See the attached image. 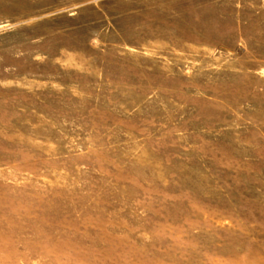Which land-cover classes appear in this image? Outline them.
Instances as JSON below:
<instances>
[{
	"label": "rangeland",
	"instance_id": "obj_1",
	"mask_svg": "<svg viewBox=\"0 0 264 264\" xmlns=\"http://www.w3.org/2000/svg\"><path fill=\"white\" fill-rule=\"evenodd\" d=\"M0 264H264V0H0Z\"/></svg>",
	"mask_w": 264,
	"mask_h": 264
}]
</instances>
